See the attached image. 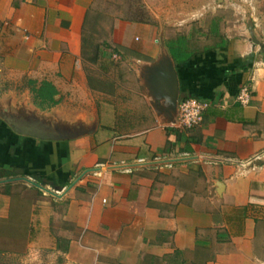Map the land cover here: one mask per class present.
Segmentation results:
<instances>
[{"label":"crops","instance_id":"obj_1","mask_svg":"<svg viewBox=\"0 0 264 264\" xmlns=\"http://www.w3.org/2000/svg\"><path fill=\"white\" fill-rule=\"evenodd\" d=\"M93 1L0 0V175L11 173L0 179L26 176L61 193L99 168L60 196L23 179L0 183V253L74 264H264V159L240 164L264 151L262 29L252 21L259 46L248 20L231 13L219 14L216 33L201 30L212 44L187 32L196 50L179 64L171 57L173 113L159 97L168 65L158 27L118 21L113 49L83 55ZM30 80L51 83L56 103L37 105ZM244 85L251 97L242 105ZM187 97L209 105L181 129Z\"/></svg>","mask_w":264,"mask_h":264},{"label":"rangeland","instance_id":"obj_2","mask_svg":"<svg viewBox=\"0 0 264 264\" xmlns=\"http://www.w3.org/2000/svg\"><path fill=\"white\" fill-rule=\"evenodd\" d=\"M153 6L156 8L152 9ZM179 12H183L181 15L183 17L187 15L188 18L180 25L184 28L176 31L171 23H176L172 19L179 16L177 15ZM167 13L171 15L168 19L165 17ZM231 13H235L233 17L238 22L253 21L259 29H262L263 32L260 31V36L264 37V0H94L82 30L85 53L83 55L93 56L97 45H105L113 49V28L118 21L135 23L138 26L141 24L156 26L158 31L162 30L163 36L166 38L179 33L187 34L191 31V38L197 40L198 45H209L214 42L215 38L211 33H208L209 35L201 33V30L208 29L211 22L218 24L219 14L226 18L228 15H232ZM237 21L235 20V22ZM133 41L136 42L135 39ZM85 44L87 49H85ZM110 49H100V51L102 53L104 50V55L107 56ZM116 60H119L118 54L113 58L115 62L108 65L107 71L110 69L114 71ZM88 71L96 80L94 83L101 84L102 78L96 69L90 66ZM109 76H102L106 77L104 83L108 82L107 84H109ZM29 99L32 101V96ZM42 256L27 257L22 254L14 255L1 252L0 264H37L39 260H41L40 264H63L65 260L60 256Z\"/></svg>","mask_w":264,"mask_h":264},{"label":"trees","instance_id":"obj_3","mask_svg":"<svg viewBox=\"0 0 264 264\" xmlns=\"http://www.w3.org/2000/svg\"><path fill=\"white\" fill-rule=\"evenodd\" d=\"M216 22H211L210 30L211 32L216 33ZM165 45L168 49L170 56L172 57L174 63L179 64L186 61L189 56L196 50V48L189 45V37L185 34H177L174 37L167 38L165 40ZM98 46H96L95 55H97ZM31 86V91L34 95V102L42 108L49 107L56 103L54 99V94L56 89L54 86L47 82L42 81L38 86H35V81H28ZM11 173H6L2 176H9ZM8 185V184H5Z\"/></svg>","mask_w":264,"mask_h":264},{"label":"water","instance_id":"obj_4","mask_svg":"<svg viewBox=\"0 0 264 264\" xmlns=\"http://www.w3.org/2000/svg\"><path fill=\"white\" fill-rule=\"evenodd\" d=\"M247 27H248L249 33H250V40L256 45L263 46L261 41L254 35V32L252 30V22L251 21L247 22ZM160 38H161V36H160ZM160 42H161V44L163 43L162 39L160 40ZM163 51H165V53H166V54H163V55H164V60H165L166 64L168 65V67L164 70V72L163 71L161 72V78H163L162 79L163 80V82H162L163 85L162 86H164V87L162 88V91H161L162 93H161V95L159 97L163 98L164 100H166V103L169 106L168 108L170 110H172V112L174 113L175 109H176L177 83H176L174 71H173L172 64H171L172 63L171 56L168 53L167 48H163ZM160 106H161V103H160ZM97 169H99V168L98 167H93V168H88V169L84 170L67 187H65L61 191V193L63 194L65 191H67L85 173H87L89 171H96ZM18 179H23L26 182L30 183L31 185H34V186L42 189L43 191H45L47 193L52 194V195L60 196V194H61V193H57V192H55V191H53V190H51L49 188L41 186L40 184L36 183L35 181H33L32 179H30L29 177H26V176L2 178V179H0V183L6 182V181H10V180H18Z\"/></svg>","mask_w":264,"mask_h":264},{"label":"built area","instance_id":"obj_5","mask_svg":"<svg viewBox=\"0 0 264 264\" xmlns=\"http://www.w3.org/2000/svg\"><path fill=\"white\" fill-rule=\"evenodd\" d=\"M251 97V91L247 86H242L239 89V92L236 96V99L242 105H245L249 102ZM208 102L206 100L197 99L194 97H187L181 99L178 104V114L177 121L175 125L178 128L186 129L197 125L201 119L204 110L208 106ZM264 151H260L254 154L250 159L246 161H241L240 164H250L254 165L256 160L264 159ZM64 264H74V263H64Z\"/></svg>","mask_w":264,"mask_h":264}]
</instances>
